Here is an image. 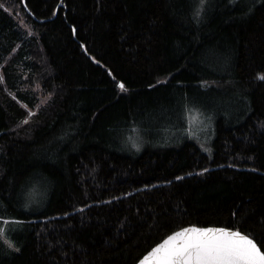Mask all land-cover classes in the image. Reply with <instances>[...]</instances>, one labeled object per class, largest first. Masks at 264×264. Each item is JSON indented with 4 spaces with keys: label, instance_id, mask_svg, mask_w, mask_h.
<instances>
[{
    "label": "trees",
    "instance_id": "16d2710c",
    "mask_svg": "<svg viewBox=\"0 0 264 264\" xmlns=\"http://www.w3.org/2000/svg\"><path fill=\"white\" fill-rule=\"evenodd\" d=\"M261 77L264 0H0V264H133L187 224L264 251Z\"/></svg>",
    "mask_w": 264,
    "mask_h": 264
},
{
    "label": "snow or ice",
    "instance_id": "6c2138e0",
    "mask_svg": "<svg viewBox=\"0 0 264 264\" xmlns=\"http://www.w3.org/2000/svg\"><path fill=\"white\" fill-rule=\"evenodd\" d=\"M204 2L200 0L201 4ZM118 87L122 92L126 90L122 82ZM198 119L199 114L191 117L193 122ZM140 264H264V251L254 239L240 231L193 226L168 236L163 243L153 247Z\"/></svg>",
    "mask_w": 264,
    "mask_h": 264
},
{
    "label": "rangeland",
    "instance_id": "374dc122",
    "mask_svg": "<svg viewBox=\"0 0 264 264\" xmlns=\"http://www.w3.org/2000/svg\"><path fill=\"white\" fill-rule=\"evenodd\" d=\"M26 87V86H24ZM34 88L37 89L36 93H34L32 96H30V98L32 100L35 99L36 95L38 96V99L36 100V102H34L33 107H31L29 109V112H35L38 110V108L45 104L49 98L50 95L45 93L42 94L41 93V87L36 85ZM11 96H12V92L9 91ZM21 104H23L24 106H26V104H24L23 102H20ZM193 114H199V119L195 122H193L191 120V117ZM181 127H182V132L186 133V134H202L201 131H203L206 127H209L211 125V123L209 124V119L206 117L205 113L203 111H200L198 109H192L189 112H187V114L184 116L183 118V122H181ZM146 135H141L140 133H138L136 140H138L139 142H142L141 144L144 143H148V141L145 140ZM4 240L10 245L12 246V244L10 243V241H8V239L4 238Z\"/></svg>",
    "mask_w": 264,
    "mask_h": 264
},
{
    "label": "water",
    "instance_id": "95a60500",
    "mask_svg": "<svg viewBox=\"0 0 264 264\" xmlns=\"http://www.w3.org/2000/svg\"><path fill=\"white\" fill-rule=\"evenodd\" d=\"M23 2V5H24V0H22ZM197 227V228H224V229H231V230H234V231H240L241 233L245 234V235H248L250 236L249 234L239 230V229H236V228H232V227H228V226H224V225H197V224H187V225H184V226H181L173 231H171L170 233H168L167 235H165L162 239H160L158 242H156L155 244H153L148 250H146L133 264H140V260L149 252L151 251V249L153 247H155L156 245L158 244H161L163 243V241L165 239H167L168 236L172 235L173 233L177 232V231H180L184 228H188V227ZM250 238L254 239L253 237L250 236ZM255 240V239H254ZM257 243V242H256ZM258 244V243H257ZM259 245V244H258ZM260 247V246H259ZM262 250V249H261ZM263 251V250H262Z\"/></svg>",
    "mask_w": 264,
    "mask_h": 264
}]
</instances>
